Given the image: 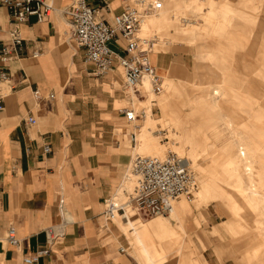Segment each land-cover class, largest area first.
<instances>
[{
    "label": "crops",
    "instance_id": "crops-1",
    "mask_svg": "<svg viewBox=\"0 0 264 264\" xmlns=\"http://www.w3.org/2000/svg\"><path fill=\"white\" fill-rule=\"evenodd\" d=\"M49 1L54 7L50 18L38 22L34 16H29L19 25L23 39L19 46L10 43L7 32L11 24L6 9H2L0 47L9 49L10 58L1 63L7 80L2 87L5 98L0 113V240L12 226L22 244L18 250L3 243L0 264H21L24 255L47 247L45 230L61 222L59 204L62 200L65 234L52 246L49 254L40 256L36 264H134L135 260L126 253L128 241L121 229L134 234L143 257L142 264H157L169 250L186 252L191 239L186 241L183 237L188 235L187 221L193 213L187 205L180 203L182 199L175 201V212L171 216L152 217L143 223H134L136 218L127 222L121 220L124 225L123 228L119 226L120 230L111 222L106 229L108 235L100 234L102 203L117 192L132 159L129 153L118 152L121 144L102 117L114 112L112 96L104 95L101 87L102 83L111 82L113 75L107 73L95 77L90 74L91 67L83 62V48L66 41L63 24L68 20L62 15L60 6L68 0ZM108 2L112 12L120 11L121 0ZM207 2L208 13L202 12L197 29L188 35L205 39L203 29L209 17L210 20L213 18L214 26L231 22L226 16L230 0ZM192 16L196 21V16ZM34 51L39 53L36 57L32 56ZM151 55L156 68L178 94L175 70L167 73L168 61L159 54V49ZM208 70L210 77L204 91L194 97L191 107L196 130L201 129L200 137L199 132L195 133V140L197 146L202 147L215 146L204 130L215 129L218 123L233 130L232 123L238 117L236 100L225 77L215 67ZM118 80L122 81V78ZM211 90H215L213 99ZM34 91H38V97L33 95ZM99 103H104L105 107H100ZM117 114L123 118L119 112ZM31 115L36 119L33 124L27 122ZM198 118L204 120L200 121V126ZM129 132L124 135L130 143ZM44 144L50 145L51 152L44 153ZM240 144L250 162L251 176L234 166ZM155 145L153 143L152 149ZM221 148L224 156H219L218 148L212 154L211 172L221 176L225 170L227 177H233L226 180L230 193L246 192L232 198L238 207L234 212L237 221L232 233L241 231L247 236L240 246L244 259L250 261L257 257L262 264L264 140L254 135L239 137ZM138 152L136 142L133 158ZM226 164L230 167L226 168ZM126 185L128 187L129 183ZM203 188L207 189V185ZM66 199H70L72 210ZM231 217L232 222L233 214ZM246 218L251 220V225ZM113 238L117 245L110 242Z\"/></svg>",
    "mask_w": 264,
    "mask_h": 264
},
{
    "label": "rangeland",
    "instance_id": "rangeland-1",
    "mask_svg": "<svg viewBox=\"0 0 264 264\" xmlns=\"http://www.w3.org/2000/svg\"><path fill=\"white\" fill-rule=\"evenodd\" d=\"M161 1L162 7L157 15L145 19L144 25L147 31L142 30L141 35L151 40L154 45L152 52L153 48L154 52L159 49V54L168 61L167 73L175 70L176 73L173 75L178 84V94L173 90V84L171 85V82L164 79L165 77L162 76L164 74L158 68L157 72L164 80L163 94L160 95L148 97L149 94L143 89V93H145L143 98L137 99L132 96L133 99H129L128 96L122 94V81L118 80L120 76L117 72H110L113 75L111 82H104L101 85L103 94L112 96L111 105L114 112L102 117L110 125L115 138L121 144L118 149L119 153H129L130 159H132L134 147L133 149L130 147L131 145L124 135L125 132L133 130V127L127 125L125 119L118 117L117 109L132 106L134 109L147 110L148 103L152 99L151 110L154 128L151 133L157 144L161 145L159 148H163L161 149L163 152L160 151L156 155H162L168 150L175 151L188 159L190 167L197 175L196 197H193L192 200L180 201L187 205L193 213L187 221L189 236L184 235L183 237L186 241L191 239L188 243L189 250L182 253L169 250L160 257L157 264H261L257 257L250 261L244 259L245 255L240 251V246L247 236L242 235L241 231L237 234L232 233L236 225L234 222L237 221L234 212L238 210L232 198H237V195L246 192L230 193L226 186V180L233 177H227L225 170H222L221 176L216 175L211 172L210 168L213 166L212 154L217 151V148L220 152L219 156H224L222 145L232 144L239 137L248 138L251 135L264 140V53H262L264 50V0H230L226 16L231 18V22L214 26L213 18L210 20L209 17L203 29L205 39L204 37L203 39L195 38L188 34L197 29L200 19L202 20V12L208 13L209 2L206 3L207 0ZM215 1L218 3L222 0ZM66 5L67 3H64L60 6L61 13L65 18ZM192 15L196 16L194 17L196 21L191 22ZM199 15L201 17H198ZM186 17L190 19V22L183 25L182 18ZM63 29L66 32V41L73 43L68 21L63 24ZM214 67L225 77V83L236 100L235 108L238 117L232 123L233 130L222 123H218V127L215 129L204 130V133L209 137L208 140L212 141L215 146L207 144L202 147L197 146L195 140V133L199 132L200 137L201 129L196 130L195 115L191 107L194 97L204 91L205 82L210 77L208 69ZM118 71L120 73L121 70ZM1 85L3 87L4 83ZM215 90L210 91L212 99ZM198 98L196 97V99ZM208 100L209 98L206 99V101ZM99 105L102 108L105 107L104 103H99ZM164 107L168 109L166 114L161 110ZM143 118L141 116L136 121V125H141ZM200 121L204 120L198 118V125ZM137 130L138 128L135 133ZM239 146L241 147L242 144ZM154 153L148 155H154ZM131 162L132 160L125 171L123 181L126 180V174L129 173ZM225 167L229 168L230 166L226 164ZM222 179L225 180L222 181ZM124 182L118 190L119 197L122 199H125L121 192ZM204 184L207 185V189L203 188ZM219 189H223V192ZM116 195L118 196L117 192L113 194V197ZM216 199H220V203L211 202ZM66 200L68 208L72 210L70 199ZM232 214L234 218L231 222ZM152 217V215L143 213L142 221L136 218L133 222L143 223ZM246 220L251 225V220L249 218ZM113 223L117 224L118 228L119 226L123 228L124 223L121 220H114ZM120 232L124 233V239L128 241L126 253L135 260L134 264H142L143 257L138 251L134 234L130 230L123 229ZM100 234L106 236L108 230H101ZM110 242H115L117 245L114 238ZM262 264H264V257Z\"/></svg>",
    "mask_w": 264,
    "mask_h": 264
},
{
    "label": "built area",
    "instance_id": "built-area-1",
    "mask_svg": "<svg viewBox=\"0 0 264 264\" xmlns=\"http://www.w3.org/2000/svg\"><path fill=\"white\" fill-rule=\"evenodd\" d=\"M161 7V0H122L120 11L112 12L108 0H68L64 9L73 43L83 48V62L91 67L90 74L102 77L107 73L117 72L122 78V94L131 100L132 96L137 99L144 97V80H147L151 94L156 95L163 90V77L158 74L150 57L153 46L151 40L138 34L142 18L154 15ZM3 8L6 9V16L10 20L11 26L7 33L10 43L14 46H19L23 40L19 30L21 23L29 16H34L38 22L45 21L54 11L49 0H0V22ZM107 14L111 16L108 17ZM38 54L34 51L32 56L36 57ZM9 58V49L0 47V113L4 108L5 98L1 84L7 80V73L1 63ZM33 95L38 97V91H34ZM117 111L127 125L133 127L129 132V139L134 147L135 130L138 128L136 121L144 116V110L128 106ZM27 122L33 124L36 119L31 115ZM44 145V153L51 152L50 145ZM129 172L134 177L131 192L127 194L125 201L117 200L113 195L104 199L100 230H106L108 224L117 217L127 219L128 209L133 216L141 217L143 213L152 216L169 215L173 211L172 202L179 197L191 200L198 184L197 175L185 158L170 150L161 156H135L132 158ZM59 209L61 222L45 230L47 247L24 255L21 264H36L40 256L49 254L52 246L63 238V200ZM3 243L21 250L22 242L14 227L10 226L5 231L0 240V249Z\"/></svg>",
    "mask_w": 264,
    "mask_h": 264
},
{
    "label": "bare ground",
    "instance_id": "bare-ground-1",
    "mask_svg": "<svg viewBox=\"0 0 264 264\" xmlns=\"http://www.w3.org/2000/svg\"><path fill=\"white\" fill-rule=\"evenodd\" d=\"M160 11V10H159ZM157 13H158V11L156 12V13H154V15L156 14L157 15ZM154 15H148V16H144L143 18H142V20H141V22H140V24H139V27H138V34H139V36H141L142 38H145V39H148V37H143L142 35H141V31L143 30H145V31H147V29H146V27H145V19H147V18H151V17H154ZM183 19V25H186V23H188V22H190V19L189 18H182ZM182 19H181V21H182ZM192 21H194V19H192L191 20V22ZM144 22V23H143ZM142 25H143V27H142ZM143 35H146V34H143ZM154 46V45H153ZM152 50V49H151ZM153 51H154V48H153ZM151 54H152V52H151ZM150 54V57H152V55ZM151 61H152V58H151ZM153 64H154V62H153ZM146 92H147V94H151L149 91H148V82H147V80H144V82H143V87H142ZM163 90H164V81H163ZM163 90L160 92V93H158V94H156V95H160V94H163L162 92H163ZM145 94V93H144ZM216 95H217V93H215ZM152 96H156V95H153V94H151ZM151 95H149L148 97H150ZM152 105H153V100L151 99L150 101H149V103H148V106H147V110L146 109H143L144 110V118H143V123L140 125H137L138 126V130H137V133H135L136 135H137V139H135L136 140V142H137V149H138V154H141V155H143V154H146V155H148V154H150V153H154L155 152V150H156V152L154 153V155L155 156H157L156 154L157 153H159L160 151H161V149H163V148H159V147H161V145L160 144H157V142H156V139H155V137L152 135V133H151V131H152V129L154 128V126H153V122H154V119H153V114H152V111L150 110L151 109V107H152ZM162 111H163V113L165 114L166 112H167V109H166V107H164V108H162L161 109ZM141 126V127H140ZM140 130V131H139ZM193 132V131H192ZM189 140V139H188ZM153 143L154 144H157V147L156 148H154V149H152V147H153ZM135 147V146H134ZM171 151V150H170ZM161 152H163V150L161 151ZM173 152V151H172ZM175 152V151H174ZM178 154V153H177ZM141 155H136V156H141ZM163 155V154H162ZM179 155V154H178ZM159 156H161V155H159ZM180 156V155H179ZM238 160L237 161H234V163H236V164H234V166H237L238 168H239V170H241V171H243V172H245L246 174H247V176H251V174H252V172H251V165H250V162L246 159V157L244 156V149H243V147L241 146V147H239L238 148ZM182 157V156H181ZM184 158V157H183ZM185 160H186V162H187V164H189V166H190V163H189V161H188V159H186L185 158ZM127 175V177H126V180H124L123 182H124V187L121 189V192H122V194H123V196H124V198L126 199V197H127V192H130L129 190H130V188L133 186V184H134V177L133 176H131L130 175V172L129 173H127L126 174ZM123 182H122V184H121V186L123 185ZM127 183H129V186L127 187ZM120 186V187H121ZM249 186V185H248ZM119 187V188H120ZM197 187H198V184H197ZM119 188L117 189V193H118V196L116 195L115 196V198L117 199V200H125V199H122V197H119ZM249 188V187H248ZM247 188V190H249ZM245 189V188H244ZM197 191H198V189L196 188V191L193 193V196H192V198H191V200L193 199V197L195 198L196 197V193H197ZM257 197H258V195H257ZM185 200V198H183V197H180V198H178V199H176V200H174V202H172V206H173V211L168 215V216H171V215H173L174 214V212H175V206H174V203H175V201H178V200ZM253 200V199H252ZM186 201V200H185ZM182 204V203H181ZM134 214L131 212V211H129V209L127 210V219H125V220H123V219H121V217H117L116 219H115V221H117V220H122V221H124V222H127V221H129L130 219H133V218H137V219H139V220H141L142 221V219H141V217L140 216H133ZM67 216L69 217V215L67 214ZM159 216H163L162 214H159V215H156V216H153V217H159ZM189 217V216H188Z\"/></svg>",
    "mask_w": 264,
    "mask_h": 264
}]
</instances>
